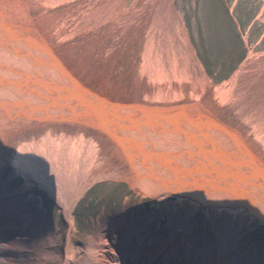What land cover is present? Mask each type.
I'll use <instances>...</instances> for the list:
<instances>
[{
    "label": "bare ground",
    "instance_id": "6f19581e",
    "mask_svg": "<svg viewBox=\"0 0 264 264\" xmlns=\"http://www.w3.org/2000/svg\"><path fill=\"white\" fill-rule=\"evenodd\" d=\"M127 1L0 0V166L17 167L0 171V264H73V211L104 180L155 204L98 216L82 264H264V58L227 100L179 59L172 0Z\"/></svg>",
    "mask_w": 264,
    "mask_h": 264
},
{
    "label": "rangeland",
    "instance_id": "374dc122",
    "mask_svg": "<svg viewBox=\"0 0 264 264\" xmlns=\"http://www.w3.org/2000/svg\"><path fill=\"white\" fill-rule=\"evenodd\" d=\"M172 1L173 7L181 16L189 45L193 50L191 54H187L188 49L183 46L178 55L179 59L184 62L191 58L188 60L187 72L199 74L203 78V80L201 79L203 83L204 80L211 81L220 88L218 93L223 86H227L228 92L231 91L227 100L232 101L234 96L235 99L238 98L240 87L232 86L233 79L243 70L242 66L249 58H264V0ZM142 3L143 0H128L124 8L130 9L133 4L142 5ZM117 7H121V5ZM157 7V10H160L163 6L158 5ZM122 30L123 28H120L117 31V38ZM167 51L168 56H176L173 47L169 46ZM96 56L100 57V54ZM159 59L162 61L167 58ZM1 163L3 162L0 161V165ZM10 165L6 162L4 167L0 166V170L8 171L9 175L15 173L14 170H17V167ZM46 193L48 194L46 196L47 213L51 220L57 224L58 230L62 234V245H66L69 223L64 220L60 205L48 192ZM142 201L144 206L149 208L155 204V199L150 196L143 199L139 193L123 181L104 180L92 186L73 211L74 227L71 232V243L75 248L73 264H82L79 260L81 255L79 250H87L86 244L89 243L91 235L95 234L101 226L98 216L107 213V211L110 213L131 211ZM161 209L163 211L162 207ZM177 210H182V214L186 211L181 207H178ZM207 210L208 208L204 206L203 211L206 213ZM252 235L255 239L261 237L260 235L264 236V222H255ZM56 239L53 244L54 250L58 246L59 238ZM46 264H63V262L55 254L46 260Z\"/></svg>",
    "mask_w": 264,
    "mask_h": 264
},
{
    "label": "water",
    "instance_id": "95a60500",
    "mask_svg": "<svg viewBox=\"0 0 264 264\" xmlns=\"http://www.w3.org/2000/svg\"><path fill=\"white\" fill-rule=\"evenodd\" d=\"M0 171H1V170H0ZM1 172H2V171H1ZM2 173H5L6 175H9V174H8V171H3Z\"/></svg>",
    "mask_w": 264,
    "mask_h": 264
}]
</instances>
